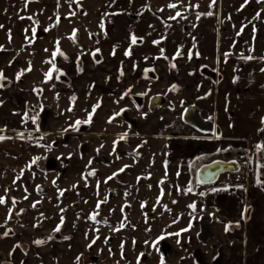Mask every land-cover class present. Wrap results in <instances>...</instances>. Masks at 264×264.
<instances>
[{"label":"rangeland","instance_id":"1","mask_svg":"<svg viewBox=\"0 0 264 264\" xmlns=\"http://www.w3.org/2000/svg\"><path fill=\"white\" fill-rule=\"evenodd\" d=\"M56 1L59 22L56 39L52 41L53 51L16 55L14 66L17 74L13 81L17 89L26 92L25 124L18 130L0 132V136L5 137L0 140V152L11 153V156L3 153L0 155V167L5 166V161L9 164V167L0 168V198L5 201L0 204V224L5 222L3 216L10 209L18 207V200L31 197L30 193L37 186L40 192H44L39 200L43 205H49L46 209L54 217V221L62 222L63 218L66 226L60 229V234L81 239L83 264H138V261L139 264H161V259L164 264H214L216 258L220 264H264V228L254 229L253 224L249 226V219H245V214L242 219L221 218L209 203V188L197 181L196 173L199 168L195 171L194 181H191L189 168L174 170L170 174L169 167L164 163V141L178 134L175 122H183L185 108L195 106L204 118L214 122L217 120L219 95L215 93L209 97L212 107L204 106L200 93L199 98H192L191 88L198 93L202 91V86L186 85L185 82L181 84L179 75L182 72L176 66L172 67L175 63H171L167 75L169 82L159 79L149 70L141 76V68L136 66L122 75H115L113 72L114 79H111V71H102L93 78L95 83L86 84L92 77L84 73V63L81 60L73 63L71 56L88 55L94 65L101 64L102 54L93 50L92 45L95 34L104 33L106 26L102 29L99 22L96 25L89 20L98 11L99 5L96 3L99 0H91L95 5H91L90 0H79V3L76 0ZM220 1L215 0L213 4V0H206V4L216 14ZM241 3L235 2L229 8L242 14L244 8ZM202 9V6H198L194 10ZM246 11L249 16L251 13ZM233 15V11L229 13L226 21L222 22L220 34L216 32L221 37L220 52L215 55L216 64L190 71L189 77L211 81L207 75L213 73L220 78H232L237 76L240 67L244 69L243 73L248 74L243 65L235 71L236 59L249 56L239 51L243 49L239 43V35H245L251 41L253 37L260 40L259 36H264V11L258 10L251 16L257 21H243L240 15L241 20H234L230 17ZM74 31L75 40L70 38ZM57 42L63 55L58 54L53 60L52 53L57 48ZM248 44L249 42L246 45ZM235 46L238 47L237 52ZM258 46L263 51L264 40ZM223 58L226 59V65L218 66L217 60ZM48 61H52L58 71H53L52 79L45 82V74L52 69V64ZM60 72L64 74L60 75ZM211 82L217 91L219 81ZM11 83L9 79L0 80L1 89H7ZM173 85L177 87L173 89ZM156 95L163 96L167 104L150 111L149 99ZM96 105L99 107L93 113ZM123 113L136 123L135 127L121 120ZM89 115L92 117L91 121L80 124H91L86 134L74 135L79 126L75 122L86 121ZM144 134L153 136L146 138ZM111 143L115 150H121L127 144L125 151H128V156L125 159L129 166L127 177L130 179V187L120 183L114 186L110 207L120 210L123 203L128 204L123 217L121 214H114L119 222L124 220L131 225L128 230L112 231L106 224L93 221L90 217L94 215L96 196L93 191L74 185L78 180L90 183L91 178L99 179L109 172L103 170L101 176L89 175L95 171L89 162L93 158H102V163H106ZM253 149V158L258 157L253 161L254 172H251V161L246 166L249 174L243 182L246 167L241 166L242 173L235 178L234 185L240 187L239 192L243 195L246 190L251 191L254 201L246 210L253 207L255 217L264 223V152L259 151L260 155H257L255 147ZM37 157L40 159L33 164L32 161ZM47 161L53 162L52 167L46 164ZM219 161L224 159L220 158ZM226 176H222V182ZM78 177L82 178L76 181ZM258 177L261 184L257 183ZM189 188L192 189L191 192L188 191ZM64 190L67 192L60 195ZM122 191H125V196ZM97 194L107 201L105 189ZM29 200L38 199L32 197ZM192 204L196 205L195 212L189 207ZM140 221L141 230L138 224ZM203 223L208 224L210 231V238L204 242L199 239ZM190 224V229L183 232ZM27 232L29 238L38 236L36 231L32 233V229ZM177 232L181 235H174ZM161 235L165 236L163 241L167 244V249H163L166 256H163L160 243H156ZM112 238L120 239L119 241L126 239L124 247H119L118 243L115 245L119 251H125L122 257L117 255L111 258L107 255L108 239ZM196 252L199 260L195 256Z\"/></svg>","mask_w":264,"mask_h":264},{"label":"crops","instance_id":"2","mask_svg":"<svg viewBox=\"0 0 264 264\" xmlns=\"http://www.w3.org/2000/svg\"><path fill=\"white\" fill-rule=\"evenodd\" d=\"M189 1L99 0L96 3L99 5L98 11L89 20L96 25L99 22L106 26L104 33L95 34L92 45L93 50L102 54L103 60L101 59L100 65H94L90 57L83 54L80 57L71 56V60L73 63L80 60L84 63V73L92 77L86 84L91 85L96 82L93 78L102 71H111V79H114L113 72L115 75L128 73L136 66L141 68V76L149 70L159 79L169 82L167 75L171 63H175L176 68L182 72L179 75L181 84L185 82L186 85L202 86V91L198 93L191 88L192 98H199L200 93L204 106L212 107L209 97L215 93L219 95L217 120L210 122L219 126L220 134H203L184 122L176 121L178 134L164 141V163L169 167L170 174L174 170L188 168L200 157L225 151L228 147L242 149L247 166L252 161L253 167V161L258 158H253V148L260 155L256 146H264V50L261 51L262 48L258 46L263 42L264 36H259L260 40L253 37L251 41L245 35H239V43L243 48H239V51L253 59H246L248 56L236 59L235 71L243 65L248 74L243 73L244 69L240 67L237 76L232 78L207 75L211 81H219L217 91L209 79L189 77V72L201 66L211 67L216 64L215 55L220 52L221 43V37L216 32L220 34L222 22L226 21L229 13L233 11L234 15L230 17L234 20H241L242 17L243 21H257L251 16L258 10L263 12L264 3L258 0H221L215 14L206 0ZM238 1L242 2L240 5L244 8L242 14L229 8ZM89 2L95 5L94 1ZM170 4H175L176 7L170 8ZM198 6L204 9L194 10ZM246 10L251 13L249 16L246 15ZM209 12L212 14L208 15ZM177 13L181 15L177 16ZM58 14L56 0H0V72L4 79L12 81L7 89L0 87V132L18 130L25 124L26 92L17 89L13 81L17 74L14 66L16 55L52 52ZM33 28L36 29L35 37L32 36ZM132 36L137 38L135 44L131 42ZM234 49L238 51V47L235 46ZM126 52H130V55H126ZM225 60L218 59V66L226 65ZM131 76L130 74L129 77ZM198 111L203 120L209 121L201 115L199 109ZM144 135L146 138L153 136ZM2 153L11 156V153L2 151L0 155ZM6 167H9L7 161L0 168ZM245 169L243 182L249 174L248 168ZM251 172L254 170L251 169ZM239 189L233 184L212 186L208 193L209 203L216 214L225 220L242 219L247 214L249 226L253 224L254 229H263L264 223L255 217V209L249 207L246 210L254 201L251 191L246 190L243 195ZM16 242L15 238L3 237L0 233V264H77L76 255L81 252L78 245L68 247L58 243L56 247L46 244L38 250L33 246L26 255H21L15 249Z\"/></svg>","mask_w":264,"mask_h":264},{"label":"flooded vegetation","instance_id":"3","mask_svg":"<svg viewBox=\"0 0 264 264\" xmlns=\"http://www.w3.org/2000/svg\"><path fill=\"white\" fill-rule=\"evenodd\" d=\"M148 106H149V103H148ZM148 110H149V108H148ZM121 120H123L127 124H130L132 127L136 126V123H134L133 121H130L128 119L126 113L122 114ZM44 123H45V120H44ZM90 126H91V124L90 125H79L77 127V130L75 131L74 135H85L86 131L89 129ZM64 138H66V137H64ZM82 148H84V147H82ZM120 149L121 150H119V149L115 150L113 144L111 143L109 146L108 156L105 159L106 163H104V164L102 163V160H101L102 158H93L90 160L91 163L89 162V164L91 167L93 166L92 168L95 170L91 173H94L95 176L96 175L101 176L103 170H106V172L109 171L104 176H101V178H99V179L91 178L90 183H86V182L82 183V180H78L82 177H78L76 179V181L78 180L77 181L78 183H74V185L78 184L80 186V188H84L86 191H93L94 195L96 196V202L94 205V214L96 215L95 221L100 222L101 224H106L109 229H112V231L117 230V229L128 230L129 227L131 226L128 222H126L124 220L119 222L117 219L114 218L115 213L117 215L121 214L123 217V215L125 213V209L128 207V204L123 203L120 210L116 209L115 207L111 208L112 206L110 207L112 190H113L114 186H116L120 183L122 185H125L126 187H128V186L130 187V179H129V177H127V172L129 171V166L127 165V161L125 159L128 156V151H125V150H127V144H126L125 148L123 146L124 151L122 148H120ZM125 161H126V163H125ZM117 163H119L118 166H116L118 168L115 169V165H117ZM192 163L188 166L189 169H190V166L192 165ZM46 164L48 166L51 165V167H52L53 162L47 161ZM208 164H210V163H207L204 165H208ZM204 165H202V166H204ZM202 166H200L199 169ZM224 175L225 174L220 175L217 179V182L219 180L221 181V178ZM110 177H111V179H109ZM196 177H197V173H196ZM134 180H135V182H138L137 179H134ZM134 180H132V182ZM26 182L29 183V181H26ZM216 183H214V185H216ZM199 184L205 188H210L212 186V185H203L201 183H199ZM217 184L225 185L222 181L218 182ZM104 189L107 191V194L105 195L107 201H105L103 199V196L101 197L99 194H97L98 191L100 192L101 190H104ZM9 192L11 195V191H9ZM66 192H67V190H64L63 195ZM126 192H128V191L126 190ZM43 193L44 192H40V190H38L37 186H34L33 191L30 193L31 197H25L24 200H18L19 201L18 207L15 210L10 209L6 213V215L3 216V218L5 217V222L3 224H0V233H2L3 237L16 239L17 242L15 244V249H17L18 253L21 255H26L28 253V249H30L33 246L35 248H37V250H38V249L42 248V246H45L46 244H48L51 247H56L58 243L64 244L68 247H73V246L78 245L80 247L81 252L78 255H76V259H77L76 261H77V264H83V261H82L83 246H82L81 239L79 237H74V236L64 237L62 234H60V232L55 231L57 226H60V229H61V228H65L66 225H65L64 221L63 222L54 221L55 220L54 217H52L46 209V208H49L48 207L49 205H43L40 202L39 197L42 196ZM122 195L125 196V191H122ZM32 197H36L38 200L30 201L29 199H31ZM98 204H99V207H97ZM33 205H35V207H33ZM103 213H105L106 215L105 216L102 215ZM244 216H245V219H248L247 214H245ZM242 218H244V217H242ZM98 220H100V221H98ZM32 221H37V222L35 223ZM138 224H139V229L141 230V221L138 222ZM29 229H32V233L34 231H36L38 233V236L29 238V233L27 232ZM5 232L8 233L6 236L4 235ZM209 232L210 231H209L208 224L203 223L201 225V232L199 234L200 241L204 242V241L208 240L210 238ZM55 235L59 236L61 239L56 240L54 238ZM119 240L120 239H116V238L115 239L114 238L108 239L109 245H107L108 246L107 255H109L111 258H114L117 255L122 257V254H124V252H125V251H121V250L119 251V249L116 248L115 245L118 243L119 247H124L123 242H125L126 239L123 238V239H121V241H119ZM139 240H140L139 242L141 244V239H139ZM36 241H42V243L38 244V243H36ZM159 243L161 245L160 247L162 248V250L167 249V244H165L163 240H160ZM165 250H163V256H166ZM195 256L199 260L198 252L195 253ZM92 260H93V258H92ZM214 262H215L214 264H220V261L218 258H216Z\"/></svg>","mask_w":264,"mask_h":264},{"label":"water","instance_id":"4","mask_svg":"<svg viewBox=\"0 0 264 264\" xmlns=\"http://www.w3.org/2000/svg\"><path fill=\"white\" fill-rule=\"evenodd\" d=\"M214 77V74H210ZM167 103L166 99L160 95H156L150 98L149 100V110L153 111L154 109L164 106ZM184 123L192 126L197 131L203 134L219 136L220 130L210 121L203 120L200 116L198 109L195 106H189L185 109L183 113ZM237 169L236 162H224V161H215L208 165L202 166L197 172V180L203 185H212L217 182V179L220 175L225 173L235 172ZM56 240H60L59 236H54Z\"/></svg>","mask_w":264,"mask_h":264},{"label":"snow or ice","instance_id":"5","mask_svg":"<svg viewBox=\"0 0 264 264\" xmlns=\"http://www.w3.org/2000/svg\"><path fill=\"white\" fill-rule=\"evenodd\" d=\"M76 2L77 3H79V0H76ZM258 2H260V3H264V0H258ZM215 3V0H213V4ZM169 7L170 8H175L176 7V5L175 4H170L169 5ZM74 14V13H73ZM212 13L211 12H209L208 13V15H211ZM181 14L180 13H177V16H180ZM259 17V13H257V18ZM29 19H31V17H29ZM172 19H175V17H172ZM57 22H59V18H57ZM100 27L103 29V27H104V25L103 24H101L100 25ZM48 29H45V31H47ZM243 31V28L241 29V32ZM253 31L255 32V28L253 29ZM32 36L33 37H35L36 36V29L35 28H33L32 29ZM75 37H76V33H75V31L73 32V34H72V37H70L71 39H73V40H75ZM131 42H132V44H135L136 42H137V38L135 37V36H132L131 37ZM58 43L59 42H57V48H56V50L52 53V57H53V60L55 59V57L59 54V55H63V53L60 51V49H59V47H58ZM156 43H159V41H157ZM47 51V50H46ZM98 51V50H97ZM163 51V50H162ZM126 55H130V52H126L125 53ZM177 55H179V53H177ZM93 56H95V53H93ZM189 57H191V53L189 54ZM246 59H248V60H251V59H253V57L252 56H248ZM48 63H50V64H52V69L49 71V72H47L46 74H45V76H46V80H45V82H47L48 80H50V79H52V73H53V71H58L57 69H56V67H55V64L52 62V61H48ZM172 67H175V65H172ZM29 71L31 70L30 68L28 69ZM147 71V70H146ZM262 71H264V69H262ZM64 73L63 72H60V75H63ZM123 73H121V75H122ZM20 78V76L18 75L17 76V79H19ZM4 79V76H3V73L2 72H0V80H3ZM0 87H2V85H0ZM177 86H175V85H173L172 86V88L173 89H175ZM130 91V90H129ZM125 95H127V93H125ZM123 98V97H122ZM73 100H75V97H73L72 98ZM97 107H99V105H96V106H94L93 107V113L95 112V110H96V108ZM91 115H89L88 116V119L86 120V121H79V120H77L76 122H75V125H80L81 123H89L90 121H91ZM33 119H35V118H33ZM262 123H264V120H262ZM262 130H264V129H262ZM214 135H215V133H214ZM5 137H3V136H0V140H2V139H4ZM42 138V137H41ZM123 138V137H122ZM218 138V137H217ZM257 147V150L258 151H261V150H264V146H262V145H257L256 146ZM38 159H40V157H37V158H35L33 161H32V163L33 164H35L36 163V160H38ZM91 163V162H90ZM89 175H94V173H89ZM109 179H111V177L109 178ZM161 183H163V181H161ZM257 183L258 184H261L262 182H261V180L259 179V177L257 178ZM188 191L189 192H191L192 191V189L191 188H189L188 189ZM161 194H163V192L161 193ZM60 195H63V192H61L60 193ZM3 203H5V201H4V199H2V198H0V204H3ZM13 203H15V201H13ZM33 207H35V205H33ZM97 207H99V204L97 205ZM189 207L193 210V212H195V210H196V205L195 204H192V205H189ZM98 214V213H97ZM93 221H95V219H96V215L94 214V215H92L91 217H90ZM62 222H63V218H62ZM190 227H191V224L189 225V228H185V229H183L182 231L183 232H187L189 229H190ZM227 230V229H226ZM55 231L56 232H59L60 231V226H57V228L55 229ZM8 233L7 232H5L4 233V235L6 236ZM174 235H176V236H180L181 235V233L180 232H177V233H174ZM67 239V238H66ZM163 239H165V236L164 235H161L160 237H159V239L156 241V243L158 244L159 243V241L160 240H163ZM179 242V241H178ZM36 243H42V241H36ZM92 243H95V241H93ZM91 246V245H90ZM138 264H139V261H138ZM161 264H164V261H163V259H161Z\"/></svg>","mask_w":264,"mask_h":264},{"label":"trees","instance_id":"6","mask_svg":"<svg viewBox=\"0 0 264 264\" xmlns=\"http://www.w3.org/2000/svg\"><path fill=\"white\" fill-rule=\"evenodd\" d=\"M243 157H244V151L242 149H237L233 147H228L225 151H222V152H217L214 154L200 157L195 162H193L192 165L190 166L191 181L192 180L194 181V175H195L196 169L204 164L219 161L220 158H223L224 162H232V161H236ZM253 168L254 166L252 167V169ZM212 186H215V185L212 184ZM217 186H223V184L221 185L217 184Z\"/></svg>","mask_w":264,"mask_h":264},{"label":"built area","instance_id":"7","mask_svg":"<svg viewBox=\"0 0 264 264\" xmlns=\"http://www.w3.org/2000/svg\"><path fill=\"white\" fill-rule=\"evenodd\" d=\"M237 164V169L235 172L232 173H226L225 175L226 178H224L223 183L226 185H231L235 183V178L239 177L241 175V171H240V167H246L247 166V161L244 158H240L238 160L235 161Z\"/></svg>","mask_w":264,"mask_h":264}]
</instances>
